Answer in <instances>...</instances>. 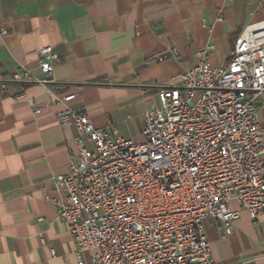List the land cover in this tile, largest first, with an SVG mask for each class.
Segmentation results:
<instances>
[{
	"label": "crops",
	"instance_id": "0c3cea01",
	"mask_svg": "<svg viewBox=\"0 0 264 264\" xmlns=\"http://www.w3.org/2000/svg\"><path fill=\"white\" fill-rule=\"evenodd\" d=\"M263 20L261 0H0V264H77L73 237L43 191L76 149V130L59 124V111L71 105L96 127L141 141L160 89L180 85L207 46L212 65L226 64L242 30ZM44 46L58 56L47 78ZM171 50L177 57L158 60ZM22 70L47 81L14 80ZM66 93L76 94L67 104ZM256 107L264 123V96ZM204 232L215 260L264 264V212L253 220L241 211L228 236L207 218Z\"/></svg>",
	"mask_w": 264,
	"mask_h": 264
},
{
	"label": "built area",
	"instance_id": "2783aa9c",
	"mask_svg": "<svg viewBox=\"0 0 264 264\" xmlns=\"http://www.w3.org/2000/svg\"><path fill=\"white\" fill-rule=\"evenodd\" d=\"M210 48L180 74V85L158 91L141 141L115 126L96 127L71 105L58 112L59 124L76 130V149L67 171L43 191L73 237L77 264L89 250L93 264H244L213 258L204 223L216 219L228 236L241 211L253 220L264 212V123L256 107L264 96V20L242 30L226 64L212 65ZM177 55L171 50L158 60ZM57 61L52 46L39 50L46 78ZM45 77L28 70L12 76ZM75 95L59 100L67 104Z\"/></svg>",
	"mask_w": 264,
	"mask_h": 264
},
{
	"label": "rangeland",
	"instance_id": "374dc122",
	"mask_svg": "<svg viewBox=\"0 0 264 264\" xmlns=\"http://www.w3.org/2000/svg\"><path fill=\"white\" fill-rule=\"evenodd\" d=\"M229 262V261H228ZM235 263H238V262H235Z\"/></svg>",
	"mask_w": 264,
	"mask_h": 264
}]
</instances>
